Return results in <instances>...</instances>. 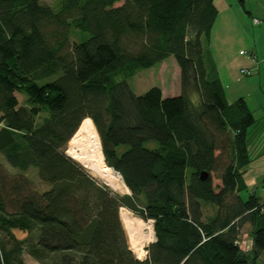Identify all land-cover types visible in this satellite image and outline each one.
Instances as JSON below:
<instances>
[{
    "label": "trees",
    "instance_id": "trees-1",
    "mask_svg": "<svg viewBox=\"0 0 264 264\" xmlns=\"http://www.w3.org/2000/svg\"><path fill=\"white\" fill-rule=\"evenodd\" d=\"M59 5L0 0V155L17 171L11 178L0 166V264H26L24 251L37 264H258L263 200L243 177L254 118L243 98L226 101L204 59L214 0ZM170 56L180 93L134 94L127 80ZM85 118L128 195L64 154ZM31 168L47 190L32 188ZM121 207L152 221L144 260L128 247ZM246 224L251 247L242 252Z\"/></svg>",
    "mask_w": 264,
    "mask_h": 264
},
{
    "label": "rangeland",
    "instance_id": "rangeland-1",
    "mask_svg": "<svg viewBox=\"0 0 264 264\" xmlns=\"http://www.w3.org/2000/svg\"><path fill=\"white\" fill-rule=\"evenodd\" d=\"M217 1L218 0H215L216 6H218L217 8H218V15L219 16L217 15V17L215 19L216 23H215V25L213 24V26L210 30L209 37H211L213 35V33H214V36H215V34L218 35V33L222 30V27L225 23V18H226L225 14L226 13L223 12L224 9L221 7L223 5H219V3ZM222 1L228 2L227 3L228 6L225 7V11L226 12L228 11L231 13V17H232V21H233V25H234L232 27V30H231L232 34L239 41H241L243 39L241 30L247 31V34L250 37V29H251L250 22H252L254 19V17H253V19L250 17L257 16V15L259 16L261 13L254 11L252 9V11H251L252 15L249 16L241 9L238 0H222ZM245 1H246V5H250L251 3L254 4L256 0H245ZM41 2L49 5L53 9V11H55V12L59 10V6H60L59 0H41ZM237 8H239L238 12H235V9H237ZM258 16L256 18L260 19V17H258ZM231 17H229V19ZM243 22L247 23V24H245V28H243V27L241 28V24ZM262 22H264V20L260 19L259 23H262ZM249 41H250V38H249ZM209 45H211V44H209ZM213 47H214V45H213ZM239 48L242 49L243 47L240 46ZM238 50L235 51V54L238 57L235 60V68H237V70H239V68L241 67V57L238 56V54H237ZM239 77H241L240 80H242V79H245L242 77H246V76H239ZM127 82L129 84L131 90L133 91V93L136 95H141V94L145 93L148 89H150L152 87H157L161 90L163 97L164 96L165 97L176 96L180 93V70H179L178 65L176 64V61L174 60V58L172 56H170V57L166 58L165 60H163L161 63H158L149 69L138 70L131 78H129L127 80ZM15 95L17 97L19 104L22 105L23 101H24V97L19 93H16ZM228 96L230 97V95H228ZM249 107L253 108V106L250 104H249ZM85 122H87V118L83 119L80 122L79 127L82 124H85ZM79 127H78V129H79ZM77 130H76V132H77ZM76 132L74 133V135L76 134ZM74 135L72 136L70 141H68L67 144L63 147V151H64V154L66 156H68L67 152H66L67 148L75 145V143H76L75 139H74ZM145 146L147 148H154L156 145L154 142H149ZM246 146H247V152H248V157H249V162L246 165V168L244 171V179L246 181L247 190L251 191L254 189L256 191L257 195L264 200V185L262 184V179L264 177V118L259 119L257 117L255 119L253 125L247 129ZM69 158L72 159L71 157H69ZM72 160L75 161L74 159H72ZM75 162L78 165H80L86 171V169L80 163H78L77 161H75ZM0 166L2 167L3 171L8 174L9 177L12 178L14 175H16L17 171L10 168L7 165V163L3 160V157L1 155H0ZM26 177L31 181L32 188L35 191L42 192V191L48 189V185L42 183L38 179L36 171L34 169H32V168L29 169L26 173ZM94 179H96V178H94ZM97 181L100 182L99 180H97ZM214 183H216V181H214ZM101 184H103V183H101ZM112 193L117 194V195L126 194V193L119 194V193H115L113 191H112ZM246 194L247 193L244 192L242 194V196H245ZM122 208H124V207H122ZM124 209H126V208H124ZM126 210H128V209H126ZM128 212H130L134 217H137L138 219H140L138 216L133 214L131 211L128 210ZM213 212H214V209L212 207H210V206H204L203 207L204 218L212 216ZM148 222H150L152 225V221H148ZM121 224H122L123 230L125 232V236L127 239V244H128L129 249L132 251V253L134 254V256L137 259L144 260L147 256L145 248L150 243L146 244L142 248L141 252L143 254L138 256V252L136 251V249L134 248V246L132 245V243L129 239V234H128L127 230L125 229L122 222H121ZM248 230H249V228H248L247 224L242 226V228L240 230V236L238 239L241 243V251L242 252H247L249 249V243L250 242H249ZM13 234L17 239H22L25 236V233H22L20 231H13ZM153 239H154V237H153ZM23 261L26 264H37L28 256V254L25 251L23 253ZM259 263L260 262L258 260V264Z\"/></svg>",
    "mask_w": 264,
    "mask_h": 264
},
{
    "label": "crops",
    "instance_id": "crops-1",
    "mask_svg": "<svg viewBox=\"0 0 264 264\" xmlns=\"http://www.w3.org/2000/svg\"><path fill=\"white\" fill-rule=\"evenodd\" d=\"M238 1L241 9L247 15H252L251 11L253 9L261 13L257 16L260 17L261 20H264V0H256L254 4L251 3L250 5H246L245 0ZM217 2L219 5H223L221 7L224 9L223 12L226 13L225 23L218 35L215 34L214 36L213 33V35L209 37L208 43L203 45L204 59L206 63L211 65L213 70H215L224 88L226 101L228 103H232L238 98H243L252 113L254 121L257 117L259 119L264 118V22L258 24L250 22V37L247 31L241 30L243 39L239 41L231 31L234 26L231 13L225 11L228 2L222 0H218ZM214 5L216 6L215 0ZM217 7L218 6H216V8ZM238 9L239 8L235 9V12H238ZM257 16H252L250 18L253 19V17L256 18ZM229 17L231 18L229 19ZM215 23L216 20L214 25ZM245 24L247 23L243 22L241 28H245ZM247 36L250 38V41ZM240 46L243 48H239ZM236 50H238V56L241 57V67L239 70L235 68V60L238 58L235 54ZM244 71H248L249 74ZM239 76L246 77H242L245 79L240 80L241 77ZM228 95H230V97ZM249 104L252 105L253 108L249 107ZM260 199L263 200L261 197ZM248 228L250 242L248 251H250L251 236L249 225ZM258 260L260 262L259 264L264 262V252Z\"/></svg>",
    "mask_w": 264,
    "mask_h": 264
},
{
    "label": "bare ground",
    "instance_id": "bare-ground-1",
    "mask_svg": "<svg viewBox=\"0 0 264 264\" xmlns=\"http://www.w3.org/2000/svg\"><path fill=\"white\" fill-rule=\"evenodd\" d=\"M75 145L67 148V155L80 163L89 175L99 180L115 193H129L121 176L104 163L98 134L87 118L74 135ZM119 218L129 234V239L138 252L142 255V248L151 243L153 228L150 222H144L134 217L128 210L119 209Z\"/></svg>",
    "mask_w": 264,
    "mask_h": 264
},
{
    "label": "built area",
    "instance_id": "built-area-1",
    "mask_svg": "<svg viewBox=\"0 0 264 264\" xmlns=\"http://www.w3.org/2000/svg\"><path fill=\"white\" fill-rule=\"evenodd\" d=\"M254 24H258L259 22H260V20L258 19V18H254L253 19V21H252ZM245 73H247V74H249V72L247 71H244ZM262 205L264 206V200L262 201ZM237 245H238V247L240 248V250H241V243H240V241H239V239L237 240Z\"/></svg>",
    "mask_w": 264,
    "mask_h": 264
},
{
    "label": "water",
    "instance_id": "water-1",
    "mask_svg": "<svg viewBox=\"0 0 264 264\" xmlns=\"http://www.w3.org/2000/svg\"><path fill=\"white\" fill-rule=\"evenodd\" d=\"M200 178L203 180V179H205L206 178V174L205 173H201L200 174ZM127 195L129 194V193H126ZM154 241V240H153ZM152 241V242H153Z\"/></svg>",
    "mask_w": 264,
    "mask_h": 264
}]
</instances>
